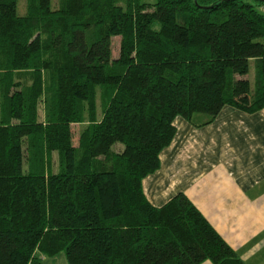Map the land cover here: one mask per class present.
<instances>
[{"label":"trees","instance_id":"obj_1","mask_svg":"<svg viewBox=\"0 0 264 264\" xmlns=\"http://www.w3.org/2000/svg\"><path fill=\"white\" fill-rule=\"evenodd\" d=\"M263 4L0 0V264H245L183 193L154 207L142 182L177 117L264 109Z\"/></svg>","mask_w":264,"mask_h":264},{"label":"crops","instance_id":"obj_2","mask_svg":"<svg viewBox=\"0 0 264 264\" xmlns=\"http://www.w3.org/2000/svg\"><path fill=\"white\" fill-rule=\"evenodd\" d=\"M193 116L174 120L175 136L143 180L144 195L161 207L183 193L245 264H264V109L224 107L210 123Z\"/></svg>","mask_w":264,"mask_h":264},{"label":"rangeland","instance_id":"obj_3","mask_svg":"<svg viewBox=\"0 0 264 264\" xmlns=\"http://www.w3.org/2000/svg\"><path fill=\"white\" fill-rule=\"evenodd\" d=\"M142 1L143 2H149V3L153 2V0H142ZM54 4H55V0H51V5H54ZM256 9L264 15V4H263V6H260V7L257 6ZM17 13L19 15H22L24 13V0H18ZM118 39L119 38H115L113 40V56H116V54H117ZM246 78H248L250 80L251 84L253 83V64L250 65L249 73L246 76ZM21 80H23L24 83H29L30 82V76L25 73V74L21 75ZM206 118H208L207 115L195 114L193 116V121L194 122L202 121V120H205ZM120 146H121L120 144L116 145L114 147V151H120L121 147H122V146L121 147ZM57 160H58L57 153H55L53 155V165H52L53 171H55V172L57 170V162H58ZM40 256H41V264H67L64 253H59V254H56L55 256H52V257L43 256V255H40Z\"/></svg>","mask_w":264,"mask_h":264},{"label":"water","instance_id":"obj_4","mask_svg":"<svg viewBox=\"0 0 264 264\" xmlns=\"http://www.w3.org/2000/svg\"><path fill=\"white\" fill-rule=\"evenodd\" d=\"M261 2H264V0H260Z\"/></svg>","mask_w":264,"mask_h":264}]
</instances>
